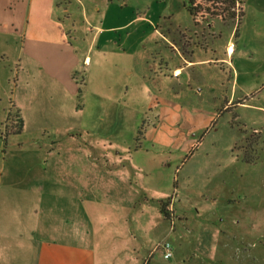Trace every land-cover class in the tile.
<instances>
[{"label": "rangeland", "instance_id": "1", "mask_svg": "<svg viewBox=\"0 0 264 264\" xmlns=\"http://www.w3.org/2000/svg\"><path fill=\"white\" fill-rule=\"evenodd\" d=\"M193 1L215 28L179 54L165 37L189 25L186 0L57 2L90 57L70 133L65 121L40 132L42 115L24 138L8 135L22 73L0 57V176L45 186L17 200L45 237L77 207L96 264H264V46L237 0ZM42 135L57 138L54 158L27 145Z\"/></svg>", "mask_w": 264, "mask_h": 264}, {"label": "crops", "instance_id": "2", "mask_svg": "<svg viewBox=\"0 0 264 264\" xmlns=\"http://www.w3.org/2000/svg\"><path fill=\"white\" fill-rule=\"evenodd\" d=\"M58 1L0 0V57L15 55V66L22 73L19 79L21 91L12 104L17 115L25 117V129L18 136L20 138L26 136L30 116H46L39 119L40 123L46 124V128H40V132L45 133L48 127L59 128L61 121L70 123V118L78 111L77 98L81 82L77 74L82 65L90 62V57L84 56L85 51L79 46L81 41L73 38L77 31L75 26L72 29L68 26L70 20L66 18L67 10L59 14ZM237 2L242 5L244 19L251 10L253 35L258 34L259 42L264 46V0ZM185 8L189 25H178L177 34L181 38L186 34V40H169L165 37L171 49L178 54L186 45L188 52L189 45L194 52L199 42L204 40L203 34H210L215 28L211 21L196 25L198 21L186 5ZM170 35L176 37L175 33L170 32ZM185 42L189 44L185 45ZM233 50L234 44L230 42L228 57ZM209 61L212 62L211 59L199 62L185 60V66L187 69L196 63ZM260 67L264 69V66H258V72ZM183 72L182 67L173 70L174 75ZM70 125H63L62 129L70 133L74 129ZM9 127L8 124L5 128L9 130ZM55 139L42 135L39 141L27 145L37 153L48 155L47 159H50L54 158L58 145ZM59 157L60 154L55 159ZM45 178L42 174L38 176V180L44 181ZM35 180V176L27 174L24 177L17 173H3L0 176V264H96L97 255L83 245L84 223L77 207H65L63 218L49 226L45 237V232L39 229L40 225L37 227L30 220L28 204L22 206L17 203L19 196L27 202L30 196L43 190L44 185H36Z\"/></svg>", "mask_w": 264, "mask_h": 264}, {"label": "trees", "instance_id": "3", "mask_svg": "<svg viewBox=\"0 0 264 264\" xmlns=\"http://www.w3.org/2000/svg\"><path fill=\"white\" fill-rule=\"evenodd\" d=\"M80 86L82 87V82L80 83ZM82 92V90L80 91V93ZM9 130H10V134H13V135H21L23 133V130H24V121L23 119L20 117V116H16L13 120H12V123L10 124V127H9ZM165 203L163 202L162 205H161V212L165 215V217L167 216L166 213H165ZM167 219H169L168 217H166Z\"/></svg>", "mask_w": 264, "mask_h": 264}, {"label": "built area", "instance_id": "4", "mask_svg": "<svg viewBox=\"0 0 264 264\" xmlns=\"http://www.w3.org/2000/svg\"><path fill=\"white\" fill-rule=\"evenodd\" d=\"M195 2V6L193 7V8H195V7H201V6H204V5H202L200 2H197V1H194ZM238 5H241L240 3H238ZM207 8H209V10H211L210 9V7L208 6ZM204 11H205V9H203ZM204 12H202V13H200L199 15H201V14H203ZM192 15L194 16V18L198 21V23L200 22L198 19H199V15H196V14H193L192 13ZM158 248H162L163 249V251H164V258L165 259H167V260H169V259H171L172 258V255H173V248H172V245H171V243L170 242H165V243H163L162 245H159V247Z\"/></svg>", "mask_w": 264, "mask_h": 264}, {"label": "flooded vegetation", "instance_id": "5", "mask_svg": "<svg viewBox=\"0 0 264 264\" xmlns=\"http://www.w3.org/2000/svg\"><path fill=\"white\" fill-rule=\"evenodd\" d=\"M185 5L187 6V9L191 14L193 13V14L199 15L200 13H202V12H200L201 7L193 8L195 6V2L193 0H186ZM214 38H216V37H214Z\"/></svg>", "mask_w": 264, "mask_h": 264}]
</instances>
